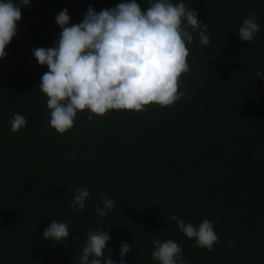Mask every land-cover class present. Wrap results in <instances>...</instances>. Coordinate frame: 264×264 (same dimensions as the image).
<instances>
[{"label": "trees", "instance_id": "obj_1", "mask_svg": "<svg viewBox=\"0 0 264 264\" xmlns=\"http://www.w3.org/2000/svg\"><path fill=\"white\" fill-rule=\"evenodd\" d=\"M125 2L31 0L21 8L0 60V264H79L87 234L97 229L111 236L104 255L114 264H121L122 242L133 249L123 264H158L148 246L154 236L177 242L185 264H264V0H171L195 9L210 37L202 47L193 33L185 97L170 108L114 110L91 121L78 112L63 136L50 126L38 87L49 69L33 49L56 46L62 10L71 26L90 7ZM151 2L137 0L145 11ZM249 12L260 27L251 44L237 35ZM15 114L27 121L18 133L9 124ZM82 186L91 198L74 210ZM100 193L115 204L103 217L94 210ZM173 214L194 226L209 220L214 251L185 237ZM54 219L69 227L62 244L44 238Z\"/></svg>", "mask_w": 264, "mask_h": 264}, {"label": "clouds", "instance_id": "obj_2", "mask_svg": "<svg viewBox=\"0 0 264 264\" xmlns=\"http://www.w3.org/2000/svg\"><path fill=\"white\" fill-rule=\"evenodd\" d=\"M30 6L31 0H0V60L6 58V49L17 35L21 8ZM255 17V12H249L238 30L239 39L248 44L260 32ZM70 20L67 9L58 13L61 33L56 46L33 49L38 64L49 69L38 87L48 98L50 126L62 136L73 129L78 112H89L91 121L114 110L143 113L153 105L162 109L174 106L186 95L181 80L190 71L188 45L193 33L198 34L200 46L210 44L208 26L198 19L195 9L171 0H153L146 11L137 0L100 12L90 7L81 23L69 26ZM257 78H262L259 70ZM9 124L18 133L27 121L15 114ZM90 198L89 190L82 186L71 207L83 211ZM98 199L103 207L97 204L94 210L106 216L115 207L114 201L104 193ZM169 219L198 247L214 251L218 236L209 220L194 226L174 214ZM69 235L68 225L56 219L44 231V238L53 243L62 244ZM110 240L106 230L89 232L79 264H114L112 255H104ZM148 246H154L152 259L158 264H185L183 248L171 239L162 242L154 236ZM228 246L235 248L230 240ZM132 251L127 242L121 243V264Z\"/></svg>", "mask_w": 264, "mask_h": 264}]
</instances>
